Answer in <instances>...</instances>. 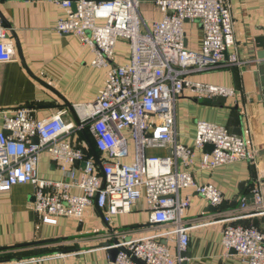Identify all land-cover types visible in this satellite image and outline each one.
Returning <instances> with one entry per match:
<instances>
[{
    "label": "built area",
    "instance_id": "built-area-1",
    "mask_svg": "<svg viewBox=\"0 0 264 264\" xmlns=\"http://www.w3.org/2000/svg\"><path fill=\"white\" fill-rule=\"evenodd\" d=\"M44 1L66 11L55 29L77 35L92 49L91 64L106 68V81L94 101L73 106L78 124L67 118L66 110L38 119L30 106L0 109V192L29 183L31 208L41 221L54 222L57 216L81 219L87 207L95 205L107 224L111 215L129 212L143 196L150 222L158 231L138 236L133 229L111 230L108 242L112 237L119 242H110L103 249H118L114 264H137L133 257L146 264H176L189 244V230L196 226L183 219L190 204L188 198L180 196L181 190L193 188L217 210L226 203L217 187L194 179L189 168L193 150L179 141L176 114L178 100L185 92L196 99L236 94L232 87L190 78L193 73L246 63L234 50L228 0H154L161 18L150 23L139 13L141 0ZM185 21L200 25L198 50L185 44ZM5 30L0 24V63L15 60ZM119 39L129 42L130 60L123 65L110 64ZM82 130L91 138L101 169L88 153L85 140L71 138ZM125 131L133 144L130 163L120 161L129 153ZM193 141L199 149L205 144L213 146L201 157L203 168L242 159L255 162L245 140L224 125L196 120ZM153 148L170 153L147 154ZM42 152L66 175L64 178L39 175ZM73 188L80 193H72ZM249 193L251 203L242 198L238 205L216 214L224 223L221 243L245 264H264V233L238 223L264 215L259 179L251 181ZM161 239L175 241L178 254H172Z\"/></svg>",
    "mask_w": 264,
    "mask_h": 264
},
{
    "label": "crops",
    "instance_id": "crops-1",
    "mask_svg": "<svg viewBox=\"0 0 264 264\" xmlns=\"http://www.w3.org/2000/svg\"><path fill=\"white\" fill-rule=\"evenodd\" d=\"M228 4L233 20L234 50L246 63L193 73L190 78L232 87L236 94L225 97L224 103L207 104L185 92L178 100L176 114L179 141L193 150L189 168L194 179L217 187L228 207L217 210L193 188L181 190L180 196L188 198L190 204L183 219L196 226L189 230L185 250L188 255L176 264H245L222 245L224 223L216 214L238 205L242 198L251 203L252 180L259 179L264 195L260 155L264 149V58L259 57L264 53V0H228ZM139 13L147 23L161 18L154 0H141ZM66 14L63 8L49 1L0 0V24L6 29L15 56L13 61L0 63V109L30 106L35 108L38 119L66 110L67 118L74 121L65 103H70L74 110V105L90 103L100 94L106 81V68L91 64L94 53L77 35L62 34L55 29L58 20ZM184 32L186 46L198 50L202 38L200 25L185 21ZM130 53L129 42L119 39L110 64L128 63ZM196 120L211 121L226 126L229 131H237L235 135L241 136L247 148L253 150L255 162L242 159L203 168L204 152L193 141ZM125 133L129 137V153L120 161L130 163L133 144L129 132ZM71 138L78 140L79 134ZM168 153V149L147 150V154L159 156ZM39 175L47 179L66 176L46 152L39 156ZM71 192L77 194L80 190L73 188ZM32 201L29 183L0 192V264H112L107 250L103 249L111 230L133 229L138 236L158 231L150 222L143 196L129 212L111 215L109 224L103 221L95 205L87 207L81 219L57 216L54 222H43L32 210ZM238 223L254 226L264 233V215H254ZM161 241L167 243L172 254H178L175 241Z\"/></svg>",
    "mask_w": 264,
    "mask_h": 264
},
{
    "label": "water",
    "instance_id": "water-1",
    "mask_svg": "<svg viewBox=\"0 0 264 264\" xmlns=\"http://www.w3.org/2000/svg\"><path fill=\"white\" fill-rule=\"evenodd\" d=\"M16 40V39H15ZM17 41V40H16ZM185 44H186V41H185ZM17 47H18V50H19V54H20V49H19V45L17 43ZM21 55V54H20ZM259 57L260 58H264V53H260L259 54ZM197 100L201 103H207V104H210L212 103L213 101H216V102H219V103H224L226 101V98L224 96H217V97H214V98H197ZM65 105L68 107V109L70 110L72 116H73V119H74V122L76 124L79 123L78 119H77V116L72 108V105L70 103H65ZM7 132V131H6ZM231 133L233 134H237V131L235 130H230ZM82 135H83V138L85 140V143L91 153V155L93 156V158L95 159L96 163L98 164L99 168L101 169V163L99 161V157H98V154H97V151L96 149L94 148L91 140L89 139V137L87 136V134L82 130L81 131ZM213 146L211 144H205L202 148L203 152L204 153H210V151L212 150ZM170 153V152H169ZM260 155L262 156V161H263V170H264V149L261 151ZM261 182L264 184V173H263V177H262V180ZM104 183V181H102V184ZM249 199L251 200V202L253 201V197L252 195L250 194L249 195ZM224 207H228V205L226 203H223L219 206V208H224ZM125 240H128V238H126ZM111 243H118L119 240L115 237H112L111 238ZM110 242L107 243V245L110 244ZM119 249H122L121 247ZM232 252H234L233 250H231ZM117 252H118V249L117 248H109L107 250V253H108V256H109V260L112 262V264H114V261H115V258H116V255H117ZM181 257H185V255H188L186 254V252H181L180 253ZM133 261L136 262L137 264H146L144 261L140 260V259H137V258H134L133 257ZM184 264V263H183Z\"/></svg>",
    "mask_w": 264,
    "mask_h": 264
},
{
    "label": "trees",
    "instance_id": "trees-1",
    "mask_svg": "<svg viewBox=\"0 0 264 264\" xmlns=\"http://www.w3.org/2000/svg\"><path fill=\"white\" fill-rule=\"evenodd\" d=\"M88 136H89V135H88ZM82 138H83L82 134L79 133V139H82ZM83 139H84V138H83ZM89 139L91 140L90 136H89ZM88 153L91 154L90 151H89V149H88Z\"/></svg>",
    "mask_w": 264,
    "mask_h": 264
}]
</instances>
